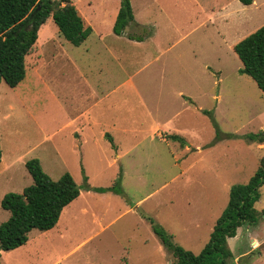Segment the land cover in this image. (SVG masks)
I'll use <instances>...</instances> for the list:
<instances>
[{
  "label": "rangeland",
  "instance_id": "obj_1",
  "mask_svg": "<svg viewBox=\"0 0 264 264\" xmlns=\"http://www.w3.org/2000/svg\"><path fill=\"white\" fill-rule=\"evenodd\" d=\"M71 1L95 32L73 45L59 34L51 16L40 26L22 83L10 88L0 82L2 156L5 152L6 159L10 152L22 153L25 160L37 158L52 179L67 171L84 184L86 174L92 185L122 186L128 198H96L94 192L83 196L67 209L69 218L60 220V226L32 229L26 243L1 251L0 264H172L171 252L145 213L174 243L199 253L209 239L208 226L227 204L230 187L246 183L264 155V144L246 140L249 133L264 130V94L240 71L243 64L233 50L234 43L264 24V0L250 5L239 0H129L134 20L124 28L125 36L113 31L122 0ZM132 33L139 35V42L130 40ZM100 34L112 45L123 70L111 57L86 54L90 46L98 47ZM60 45L75 59L76 70L61 50L56 63ZM30 61L37 62L39 70H33ZM101 82L105 86H97ZM24 83L30 84L28 90ZM8 100L14 114L3 118ZM94 102L92 110L109 121L114 141L123 151L132 146L135 153L124 155L134 172L126 169L119 182L114 181L118 164L110 163L107 139L96 141L92 133L97 130L84 134L80 151L72 128L61 126L71 113L82 115ZM157 124L165 133L181 136L182 144L151 140ZM171 152L180 158L177 165ZM4 165L0 160V200L33 182L25 167L16 164L9 175ZM185 168L184 179L172 180ZM258 192V226L242 225L235 242L229 243L235 254L244 251L247 256L231 264H250L259 257L260 240H247L253 230L264 236V186ZM148 193L136 213L124 212ZM82 202L87 214L78 210ZM93 210L103 221H92ZM198 212L203 213L199 221L193 217ZM9 216L0 203V223Z\"/></svg>",
  "mask_w": 264,
  "mask_h": 264
},
{
  "label": "trees",
  "instance_id": "obj_2",
  "mask_svg": "<svg viewBox=\"0 0 264 264\" xmlns=\"http://www.w3.org/2000/svg\"><path fill=\"white\" fill-rule=\"evenodd\" d=\"M239 1L249 5L253 0ZM50 16L59 34L73 45H80L92 32L71 0H0V82L15 87L24 79L26 56L33 52L38 30ZM133 20L130 1L122 0L113 31L121 34ZM129 37L134 36L129 34ZM233 50L243 64L240 71L251 77L264 94V24L235 43ZM167 137L181 144L184 141L178 134ZM246 140L264 143V130L249 133ZM25 168L32 184L24 187L21 193H5L0 201L2 208L10 212L9 218L0 223V262L1 251L26 243L32 229L46 231L54 227L63 208L80 194L81 186L67 171L52 179L37 158L27 160ZM119 181V178L115 180ZM260 186H264V155L246 183L230 187L227 204L215 220L209 239L197 254L174 243L170 234L149 218L153 231L171 252L172 264H231L234 255L228 239L235 236L242 225H256L258 222L259 213L254 205L259 199ZM93 189L99 192L120 191L117 185Z\"/></svg>",
  "mask_w": 264,
  "mask_h": 264
},
{
  "label": "crops",
  "instance_id": "obj_3",
  "mask_svg": "<svg viewBox=\"0 0 264 264\" xmlns=\"http://www.w3.org/2000/svg\"><path fill=\"white\" fill-rule=\"evenodd\" d=\"M253 2V1H252ZM244 5V4H243ZM250 5V4H249ZM95 31H94V29H92V32L91 33H94ZM90 33V34H91ZM117 36H120V35H124V33L122 32L121 34H116ZM132 35L134 36L132 39H130V40H133V41H135V42H139V40H136L137 39V37H139V35L138 34H134V33H132ZM125 36V35H124ZM99 41H100V44L98 45V47L97 48H94V46H90L88 49H86V54L87 55H89L90 54V56L92 57V56H98V58H100L102 55L103 56H105L106 58L107 57H111V58H113L114 59V61H116V65L118 66V67H120L122 70H123V64H120L119 62H118V57H117V55H116V52L114 51V49H113V47H112V45L111 44H108L106 41H105V37H103L101 34L99 35ZM87 39V38H86ZM237 43V42H236ZM235 44V43H234ZM234 44H233V46H234ZM59 50H61V52H62V54H63V57L64 58H66V61L68 62V61H73V63L70 61V66L71 67H73L75 70H76V66H75V64H76V61H75V59H72V57L70 56V57H68V54L66 55L65 54V52L64 51H62V47H61V45H60V47H56V63L58 62V57H59ZM30 55H27L26 56V61H25V63L28 61V57H29ZM30 58V57H29ZM115 65V64H114ZM30 67L31 68H33V70H39V66L37 65V62L34 64H31V61H30ZM114 68H115V66H114ZM97 71H100V70H98L97 69ZM40 73L38 72V75H39ZM25 75H27V74H25ZM44 77V76H43ZM25 78V77H24ZM24 80V79H23ZM22 80V81H23ZM42 80V79H41ZM22 81L20 82V83H22ZM86 81V80H85ZM19 83V84H20ZM86 83H87V81H86ZM18 84V85H19ZM7 85V84H6ZM17 85V86H18ZM116 85H118V84H116ZM17 86H15V87H17ZM97 86H105V83H102L101 82V84H99V83H97ZM15 87H10V88H15ZM30 87V84H26V83H24V85H23V89L24 90H28V88ZM116 87H118V86H116ZM4 97V96H3ZM3 97H1V98H3ZM57 99H59V98H57ZM6 101V100H5ZM7 102V101H6ZM9 103H10V101L8 100V105H7V103H5V108H4V115H2L3 116V118H9L12 114H14V105H9ZM95 104H96V102H94L87 110L85 109L84 110V112H83V114L81 115V114H76L75 113V115H74V112L73 113H71L70 115H72V117L70 118V119H66L63 123H62V125L61 126H64V127H66V126H70L71 128H72V130H71V133H70V135H73L74 136V142H76L78 145V148L80 149V151H81V147H82V144L84 145L85 144V142H84V134H89V132H92L93 130H97V131H94L92 134H95V135H97V138H96V141H100V140H103L104 138L105 139H107L108 140V142L111 144V147H109L108 148V156H109V160H110V163L112 164V165H115V164H118V169H117V174H116V178L114 179V181L117 179V178H119L120 180H122V178H123V176H125L126 175V172H127V170L126 169H128V171H131L130 172V174L132 173V172H134V169L131 167V163H129V165L128 164H126L124 161H123V158H124V155L126 154V155H128V154H130V153H132V155H133V157L135 156V153L133 154V150H132V146H130L129 147V145L128 146H125V147H127L126 149H124V151L122 150L123 149V146L121 145V144H119L117 141H114L115 139L113 138V136H112V133H111V130H110V125L108 124L109 123V121L108 120H106V119H100V118H98V117H100V116H103L104 114L103 113H99V112H97L96 110H92V107H93V105L95 106ZM1 115V114H0ZM6 116H9V117H6ZM80 119H83V120H80ZM101 120H104V122H102ZM112 122V126L114 125V121L113 120H111L110 121V123ZM60 126V127H61ZM59 130H60V128H57L56 129V135L59 133ZM160 134V135H159ZM170 133H165V130L161 127V126H159L158 124L157 125H154V129H153V132H152V134H151V136H150V139L152 140V138L154 139V140H159V141H163V142H166V143H169V141H174V140H172V139H170V138H168L167 136L169 135ZM13 141L15 142V139H13ZM83 141V142H82ZM117 142V143H116ZM249 144H252V143H256V142H248ZM190 144V143H189ZM188 144V145H189ZM259 144H264V143H257V145H259ZM132 145V144H131ZM185 147V146H184ZM188 147V149L190 148L189 146H187ZM198 151H201L202 150V146H200V145H196V146H194ZM10 150V149H9ZM129 152V153H126V152ZM7 152H9V151H7ZM171 155H172V158H173V164H175V165H177V162H179V160H180V158H177L176 156H174L173 155V153L171 152ZM5 152H3V156L1 157V161H3L4 163H5V165H4V169H3V171H6L9 175L11 174V172L12 171H14V169H12L16 164L20 167V169L22 168H24L25 167V162L27 161V160H25V158L23 157V155H22V153H18V154H15V155H12L10 152H9V156L8 157H10L9 159H8V157L5 159ZM259 162V161H258ZM200 170H204L205 171V169L201 166V169ZM186 173H187V168H185V169H180V171L177 173V174H175L173 177H172V180H174V179H176V178H181V179H184L186 176H184V175H186ZM1 175H4V173H2ZM85 176H86V178H85V181H84V179H82L83 181H84V184H79V183H77V184H79L80 186H81V190H80V194L78 195V197H76L72 202H70L67 206H65L64 208H63V210L61 211V213H60V216H59V219H58V221L56 222V225L54 226V227H58V225L60 226V223L63 221V220H65V218H69L68 216H67V214H68V211H67V209L68 208H70V206H73L74 205V203L78 200V199H80V198H86V197H83V196H86V195H89V196H91V193L92 192H94L95 194L96 193H98V196L97 195H93L94 197H96V198H106V197H110V198H112L113 200H115L114 198H115V196L116 197H118V195H120V196H125V197H127L128 198V196L125 194V192H124V190H123V188H122V186H121V189H120V191L119 192H114V191H110V190H108V191H104V192H99V191H96V190H94L93 188H95V187H108V186H110V184L109 185H107V186H95V185H92V184H90L89 183V181H88V176L85 174ZM165 184H166V182H164V186H165ZM164 186H163V188H164ZM201 187H203V184L201 185ZM154 191H157V190H154ZM7 193V192H6ZM100 194V195H99ZM101 194H105L104 195V197L101 195ZM151 195V193H148V194H146L143 198H140V199H138L135 203H134V201L133 202H131V207H129V208H127V209H125V211L124 212H128V211H132V212H137V210L140 208V203L145 199V198H147V197H149ZM3 197V196H2ZM112 199H110V200H112ZM110 200H109V202H110ZM1 201V200H0ZM166 202V201H165ZM164 202V203H165ZM169 203H170V201H168ZM83 204H81V207H80V209H78L79 210V212H80V214H87L88 212H89V209H88V207H87V205H86V203L85 202H82ZM163 203V204H164ZM86 205V206H85ZM73 210L71 209V211H70V213L72 214L73 212H72ZM91 213V215H92V217H93V220L92 221H94V222H97V221H103V219H101L100 217H101V214H97V213H95L94 212V210L93 211H91L90 212ZM221 213V212H220ZM147 218H148V220H149V218H151L152 220H154V218H152L150 215H148L147 213H145L144 214ZM203 215V213L202 212H198L197 214H194V216L193 217H196L197 219H198V221L199 220H201V216ZM220 215V214H219ZM219 215H217L216 216V218L214 219V221H213V223L211 224V227L210 226H208V228L210 229V231L212 230V226H213V224H214V222H215V220L217 219V217L219 216ZM262 215H264V213H262ZM144 216V217H145ZM188 216V218H189V216H191V215H187ZM192 217V218H193ZM64 218V219H63ZM72 218H76V217H72ZM60 220H61V222H60ZM150 221V220H149ZM112 222H113V220H110V221H108V222H105L102 226H101V228L103 229V228H105L106 229V227H109L111 224H112ZM158 223V222H157ZM200 223V222H199ZM258 223V222H257ZM257 223H256V225H257ZM160 225V224H159ZM255 225V226H256ZM252 226H254V225H252ZM258 226V225H257ZM53 227V228H54ZM239 229L240 228H238V230H237V233H236V235L235 236H233V237H231V238H229L228 239V245H229V243H230V245H231V239H233V242H235V238H237L238 237V233H239ZM31 232V231H30ZM261 233V232H260ZM260 233L259 232H257V231H255V230H253V232H249L248 233V235L250 236L247 240L248 241H252V239L253 240H255V241H257V243H259V240H260V243L259 244H261V251H260V254H259V257H255L253 260H252V262L250 263V264H264V236L261 234L260 235ZM159 241L161 242V240L159 239ZM83 242H85V240L84 241H82V242H80L78 245L80 246V244H82ZM229 245V247H230V249H231V251H232V253H233V255H234V258H233V260H234V262H236L237 263V261L238 260H240V257H244V256H247L246 255V253L244 252V251H241L239 254H235V252H234V250H232L233 248H232V246H230ZM75 249V248H74ZM64 257H60V258H58L57 260H56V262L57 261H61V259H63Z\"/></svg>",
  "mask_w": 264,
  "mask_h": 264
}]
</instances>
